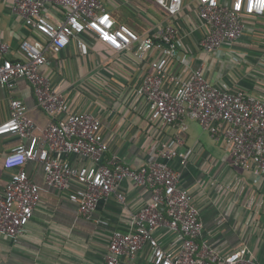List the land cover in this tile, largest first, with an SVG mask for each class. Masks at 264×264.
<instances>
[{
    "label": "built area",
    "instance_id": "built-area-1",
    "mask_svg": "<svg viewBox=\"0 0 264 264\" xmlns=\"http://www.w3.org/2000/svg\"><path fill=\"white\" fill-rule=\"evenodd\" d=\"M134 0H14L12 12L21 16L27 28L43 38H26L20 43L23 57L9 54L10 46L0 42V86L12 89L19 79L33 87L37 103L51 118L40 136L28 116L23 100L12 98L10 117L0 123V136L16 135L20 143L5 156L4 166L12 170L10 180L0 190V232L21 236L33 217L42 187L31 180L24 168L29 161L42 164L48 186L69 192L79 212L90 217L104 196L114 193L122 202L120 185L132 180L151 191L148 205L130 215L132 229L115 230L108 252L100 264H120L124 256L135 258L148 248L154 264H261L246 247L221 255L215 249L201 250L198 238L203 229L199 209L189 190L180 186V172L171 161L182 153L158 142L153 160L132 168L113 156L106 160L108 143L101 136L100 117L88 110L75 111L68 99L43 74L47 52L61 53L73 41L87 48L92 34L108 48L132 54L148 63L136 94L144 99L151 119L161 126L180 125L196 120L215 140L231 150L234 165L255 173L264 171V94L231 90L212 83L202 68H190L181 57L177 21L155 24L138 33L119 23L110 12L113 5ZM173 19L185 13L201 23L199 48L205 53L227 56V50L243 36L249 17L264 15V0H156ZM53 4L64 9V17L54 20L47 9ZM167 21V20H166ZM187 65L172 70L171 62ZM189 66V67H188ZM228 124L222 130L219 124ZM31 140L29 144L24 140ZM75 154L91 164L73 165L62 156ZM73 183L79 184L74 187ZM167 226L177 237L179 247L168 250L155 231Z\"/></svg>",
    "mask_w": 264,
    "mask_h": 264
},
{
    "label": "crops",
    "instance_id": "crops-1",
    "mask_svg": "<svg viewBox=\"0 0 264 264\" xmlns=\"http://www.w3.org/2000/svg\"><path fill=\"white\" fill-rule=\"evenodd\" d=\"M13 1L0 0V42L9 44L11 56L23 57L19 49L22 40L43 38L12 12ZM47 9L54 20L64 17L62 7L49 4ZM130 10L156 13L151 18L144 16L148 25L144 31L155 24L179 22L181 57L189 61L190 68H202L212 83L234 91L264 94V15L249 17L243 36L227 50V56H220L199 48L201 23L193 16L182 13L171 19L164 9L163 15L157 13L149 0L110 7L118 22ZM86 37L84 50L73 41L59 54L47 52L48 60L41 69L73 110H88L100 117V133L109 145L106 160L117 156L120 162L138 168L156 158L154 148L158 142L177 148L182 156L171 164L180 172V186L189 190L199 209L203 223L198 238L201 250L206 246L227 255L246 247L251 257L264 264V171L257 174L234 165L230 148L215 140L196 120L188 119L186 130L180 125L161 126L153 121L146 102L136 94L141 77L151 70L149 64L108 48L92 34ZM171 68L187 71V65L178 61L171 62ZM12 98L23 100L36 126L34 135L40 136L51 118L39 107L33 87L24 79L17 80L12 89L0 86V123L10 117ZM219 126L222 130L229 127L222 123ZM19 143L16 135L0 136V190L13 173L5 169V156ZM62 158L73 165L91 164L75 154ZM24 168L42 187L41 198L21 236L14 238L0 232V264H100L112 233L130 231V215L151 201L147 187L125 180L120 185L124 202L114 193L104 196L93 214L85 217L69 192L46 184L42 164L29 161ZM155 235L168 250H178L179 241L167 226H159ZM120 264L154 262L145 248L133 259L124 256Z\"/></svg>",
    "mask_w": 264,
    "mask_h": 264
},
{
    "label": "rangeland",
    "instance_id": "rangeland-1",
    "mask_svg": "<svg viewBox=\"0 0 264 264\" xmlns=\"http://www.w3.org/2000/svg\"><path fill=\"white\" fill-rule=\"evenodd\" d=\"M149 1L154 6V8L157 11V13L160 12V14H162V15L164 14L163 9L155 2V0H149ZM116 11H117V9H116ZM161 11H162V13H161ZM126 13H125V16L127 17L128 15ZM130 13H132L135 18H132L129 22L126 21L127 22L126 24L129 25L131 28L134 27L136 29H138V27L140 28V25H142L143 29L148 26L145 17L151 18L152 15L153 16H157L156 13L154 11H152V10H146V11L144 10V11H141L142 14L130 10ZM118 16L120 18V15L119 14H118ZM135 21H138L137 24H134ZM141 30H142V28H141Z\"/></svg>",
    "mask_w": 264,
    "mask_h": 264
},
{
    "label": "trees",
    "instance_id": "trees-1",
    "mask_svg": "<svg viewBox=\"0 0 264 264\" xmlns=\"http://www.w3.org/2000/svg\"><path fill=\"white\" fill-rule=\"evenodd\" d=\"M127 14V13H126ZM132 16V17H131ZM131 17V18H130ZM132 18H135L134 16H133V14L132 13H128V16L126 17L125 16V13H124V15H123V20H119V23H127V22H129ZM127 21V22H126ZM137 22L138 21H135L134 22V24H137ZM141 28H142V30H141ZM133 29H135L138 33H140V34H142L143 32H144V29H143V27H142V25H140V28L138 27V29H136V28H134L133 27Z\"/></svg>",
    "mask_w": 264,
    "mask_h": 264
}]
</instances>
